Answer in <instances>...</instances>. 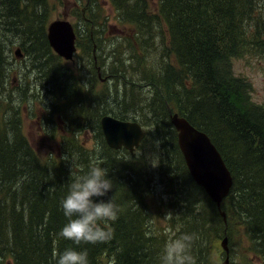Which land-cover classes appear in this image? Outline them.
I'll list each match as a JSON object with an SVG mask.
<instances>
[{
    "label": "trees",
    "instance_id": "obj_1",
    "mask_svg": "<svg viewBox=\"0 0 264 264\" xmlns=\"http://www.w3.org/2000/svg\"><path fill=\"white\" fill-rule=\"evenodd\" d=\"M110 4L118 25L123 27L107 77L118 82L114 100L126 99L129 105L118 112L107 110L106 101L99 102L102 109L91 114L80 84L82 75L53 62L47 38L52 2L0 0V75L1 56L18 43L28 55L32 70L44 78L46 96L52 99L49 117L57 115L65 122V131L72 132L71 139L63 138L62 144L74 142L79 148H69L82 155L85 168L79 165L77 169L86 171L94 154L108 169L113 189L104 197H94V201L113 198L119 209L118 220L109 225L111 239L107 242L76 246L63 239L59 233L67 219L60 202L68 191L71 165L62 158L64 153L43 158L27 145L19 137V125L10 120L17 118L19 109L9 121L6 112L16 108L9 100L1 114L0 104V264L7 257L13 258L14 264H55L54 253L66 248L87 250L89 264H160L167 237L159 244L162 233L157 241L158 233L150 226L153 215L146 204L148 191L143 184L141 159L124 149L109 148L100 127L105 114L136 121L131 111L143 117L139 123L146 130V138L153 133L163 149L170 139L177 152V131L171 115L186 118L211 138L232 174V189L221 209L210 200L213 217L203 210L201 199L208 197L205 190L191 180L200 191H185L184 198L175 204L180 210L184 206L187 209L177 215L182 225L173 231V238L185 234L194 237L190 248L194 264H210L203 249L212 244L211 230L217 238L231 233L233 226L245 227L251 252L264 260V105L251 102L249 80L235 72L240 60H264V0H158L154 10L149 0H110ZM74 11L80 20L74 25L77 46L88 56V70L96 74L95 57L99 66L98 52L105 48V34L111 32L104 4L101 0H81ZM126 52L128 63L122 59ZM152 53L157 56L154 66L159 68L151 64L144 69L143 61ZM140 82L152 89L151 97L140 98ZM6 86L0 81V92L6 91ZM30 90L24 93L25 98ZM88 129L94 133L97 152L90 153L77 144V133ZM17 141L21 146H12ZM220 211L226 213L227 222ZM143 222H147L146 227Z\"/></svg>",
    "mask_w": 264,
    "mask_h": 264
},
{
    "label": "rangeland",
    "instance_id": "obj_2",
    "mask_svg": "<svg viewBox=\"0 0 264 264\" xmlns=\"http://www.w3.org/2000/svg\"><path fill=\"white\" fill-rule=\"evenodd\" d=\"M50 2H52L54 8L49 24L55 20H69L75 25L80 21L74 16L75 11L73 12V9L81 0H50ZM101 2L104 4V9L106 11V13H104L105 16L108 17L107 23L110 29L109 31H111L110 34L107 33L104 36L103 47L105 48L98 52V54L101 53L99 66L103 79L109 76V67L114 60L113 49L117 41L120 40V36H122L120 29L123 26L118 25L116 14L111 8L110 0H101ZM149 2L152 4V10H154V6L157 4L158 0H149ZM18 47L20 48V45L15 43L11 50L5 51L4 55L1 56L3 69L2 75H0V81H4L7 85L6 91L2 90L0 92V95L3 94L0 100L1 114L6 111L10 100L12 103L11 106L16 109L6 112L5 117L9 120L10 117L14 116V113L18 112L17 109H19L20 113L17 115V118L12 117L10 120L12 119L14 124L19 125V137L25 139L27 145L30 144V146L43 158H47L51 156V154L54 155V153L59 154V156H62L64 153L63 159L65 156H75L76 167L80 165V168H85L82 164L81 153L78 150L70 152L69 148H78L75 146L74 142L64 141L65 144H62L63 138L66 140L71 139L70 134L72 132L70 129L65 131L66 124L57 115H51L49 117V110L52 109V99L50 96H46V90L43 88L44 78L40 79V74L32 70L31 61L22 48L23 56L21 58L16 57L15 51ZM7 49L8 46L5 47V50ZM83 54H86L83 49L77 48V53L73 61H64L61 59V61H59V56L55 54L54 51L51 56L54 57L53 62L56 65H63L65 69L68 68L77 71V76L82 75L80 84H82V88L86 92L85 98L89 106L88 110L91 114H95L96 110H101L102 108L98 107V103L102 102L104 104L105 101L108 107L107 110L113 109L119 112L124 107L127 109L129 103L126 99H124L123 102L114 100V96H116L114 93L115 83L118 82L114 79H108L107 82L103 83L98 78L97 73L91 74L88 70L89 67H86L88 56ZM122 59L128 63L129 54L127 52L123 54ZM247 60L248 61H245L243 59L238 61L235 65V72L249 80L252 86L251 91H249L251 102L264 105V60L262 57ZM156 62V53H152L143 61L144 69L150 67L149 65L151 64L152 68H157V66L159 68V65L154 66ZM47 68L48 66L46 69ZM137 72L140 74V70H137ZM91 83L92 85L90 86ZM140 86H142L140 88V92L142 93L140 98L151 97L152 89L147 87L144 82H140L138 87ZM29 88L31 89L29 91V96L25 98L24 93ZM104 93L105 95L102 98V94ZM121 95L123 94L121 93ZM77 107L79 109V106ZM70 111L74 113L75 109H70ZM130 115L132 118L137 119L136 121L138 122L143 119L139 112L136 111H131ZM113 117L117 118L116 116ZM75 130H77V128ZM77 138L79 147L83 146L85 149L90 150V153L95 150L97 152L99 149L98 145L96 146L94 133L90 129L77 133ZM159 141V138L151 133L133 155L135 158L141 159L142 173L145 175L143 184L148 191V200L146 204L150 205V210L153 215L149 223L151 228L155 230L153 231L158 233L157 241H159V233H162L159 241V244H162L165 236L167 237L166 241L170 237L173 238V231L182 225L181 222L177 221V215L179 216L185 213L187 208L185 209L184 206L181 207L180 210L179 206H175L176 202L184 198L183 195L185 191L189 190L196 193L200 190H195V186L189 182V172L185 170L184 158L181 152L179 155L177 150L170 146L172 141L169 139V146H166V149H163ZM11 142H14L13 138H11ZM164 142L166 144V141ZM15 144L16 146H21L20 141L13 143L12 146ZM19 150L20 148L17 149V151ZM17 151L15 149L13 150V152ZM92 158H96V154H94ZM67 162L71 165L70 159L67 160ZM172 184L173 189H171ZM201 201L205 214L209 218L213 217L214 212L208 207L211 202L210 199L204 197ZM220 212L221 215L225 213L223 211ZM221 218L224 222H227V215L226 220L222 216ZM145 225H147V222L142 223V226ZM244 230L245 227L243 226H233L231 233L227 231L228 233L226 236L221 234L222 236L219 235L217 238L215 231L211 230L210 240L212 244L203 249V251L207 252L209 255L210 264H223L225 262L227 255L222 246L225 237L228 238V247L230 251L229 261L231 262L229 264H264V260L258 259L251 252L248 241L249 235ZM4 264H14L13 258L7 257Z\"/></svg>",
    "mask_w": 264,
    "mask_h": 264
},
{
    "label": "water",
    "instance_id": "obj_3",
    "mask_svg": "<svg viewBox=\"0 0 264 264\" xmlns=\"http://www.w3.org/2000/svg\"><path fill=\"white\" fill-rule=\"evenodd\" d=\"M47 38L50 47L59 57L66 61L74 59L77 33L70 21H52L47 28ZM15 55L18 58L23 56L21 48L15 51ZM171 123L178 133V146L193 181L221 208L222 201L230 194L233 178L220 152L210 137L186 118L175 113L171 115ZM100 125L108 147L116 151L125 149L134 153L146 135L138 122L119 120L110 115L103 116ZM222 216L226 219L225 213ZM222 246L227 255L223 264H229L227 237L223 239Z\"/></svg>",
    "mask_w": 264,
    "mask_h": 264
},
{
    "label": "clouds",
    "instance_id": "obj_4",
    "mask_svg": "<svg viewBox=\"0 0 264 264\" xmlns=\"http://www.w3.org/2000/svg\"><path fill=\"white\" fill-rule=\"evenodd\" d=\"M71 161L68 191L60 206L67 222L59 235L72 241L76 246L82 244L105 243L111 239L109 225L119 218V209L113 198L105 202L94 201V197H104L113 189V181L108 178V169L104 162L92 158L87 170L77 169L76 157L65 156ZM194 237L188 234L178 238H169L160 253V264H194L190 248ZM55 264H89L87 250L66 248L54 253Z\"/></svg>",
    "mask_w": 264,
    "mask_h": 264
},
{
    "label": "bare ground",
    "instance_id": "obj_5",
    "mask_svg": "<svg viewBox=\"0 0 264 264\" xmlns=\"http://www.w3.org/2000/svg\"><path fill=\"white\" fill-rule=\"evenodd\" d=\"M182 47V46H181ZM162 122V121H161ZM165 125V124H164Z\"/></svg>",
    "mask_w": 264,
    "mask_h": 264
}]
</instances>
